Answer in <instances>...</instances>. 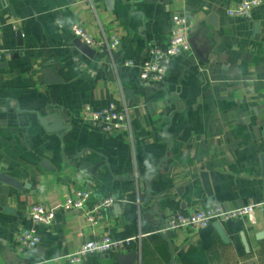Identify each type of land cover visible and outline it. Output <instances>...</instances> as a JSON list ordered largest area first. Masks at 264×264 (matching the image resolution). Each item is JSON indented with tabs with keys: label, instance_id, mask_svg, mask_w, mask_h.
<instances>
[{
	"label": "crops",
	"instance_id": "0c3cea01",
	"mask_svg": "<svg viewBox=\"0 0 264 264\" xmlns=\"http://www.w3.org/2000/svg\"><path fill=\"white\" fill-rule=\"evenodd\" d=\"M237 2L115 0L110 9L107 0H0V44L9 52L0 63V264H71L83 241L104 235L135 237L126 253L137 254L133 264H264V4L229 16ZM176 13L189 18L205 61L192 48L172 60L162 83H145L125 62L167 45ZM211 13L216 28L207 25ZM72 23L120 44L92 47L90 57L77 48ZM48 67L57 81L47 83ZM110 104L128 105L132 132L107 134L82 120L85 106ZM47 109L69 128L47 132L35 114ZM88 187L93 203L114 199L96 228L73 209L57 211L50 227L34 226L31 205H55ZM251 203L263 204L255 221L224 223L227 240L214 224L158 232L178 212ZM22 227L41 237L28 253L14 239ZM118 256L89 255L82 264H119Z\"/></svg>",
	"mask_w": 264,
	"mask_h": 264
},
{
	"label": "built area",
	"instance_id": "2783aa9c",
	"mask_svg": "<svg viewBox=\"0 0 264 264\" xmlns=\"http://www.w3.org/2000/svg\"><path fill=\"white\" fill-rule=\"evenodd\" d=\"M262 4H264V0H238L236 4L228 7L227 14L233 17H244ZM171 22L167 45H153L139 63L132 60L125 62L126 67H137L139 69V77L145 83H162L169 73L172 60L192 51L191 34L193 29L189 18L185 13H176L172 16ZM70 28L76 38L93 48L108 49L113 52L120 44L117 36H112L105 41L96 40L82 25L77 23H72ZM8 53L0 44V63L6 60ZM76 60L79 61L78 58ZM89 72L93 76L96 74L93 69H90ZM81 118L86 123L100 126L107 134L132 132L130 109L127 104L120 108L115 104H110L104 108H93L87 105L82 110ZM94 194L95 191L88 187L75 190L55 205L34 203L29 209V217L34 226L50 227L56 219L57 211L73 209L80 212L85 224L94 229L99 225V212L114 203L112 198L93 203ZM259 208H263V204L251 203L235 209H225L221 205H214L196 208L190 212H178L167 218L158 229V232L167 233L182 229L198 230L207 228L217 222L223 225L234 219L247 218L250 222H254L256 210ZM14 239L19 249L24 253L34 250L41 241L38 229L35 227L19 228L15 232ZM135 240V237L116 239L110 235L85 240L69 256V262L71 264H82L89 255L126 254Z\"/></svg>",
	"mask_w": 264,
	"mask_h": 264
},
{
	"label": "water",
	"instance_id": "95a60500",
	"mask_svg": "<svg viewBox=\"0 0 264 264\" xmlns=\"http://www.w3.org/2000/svg\"><path fill=\"white\" fill-rule=\"evenodd\" d=\"M114 3H115V0H107V5L110 9L113 8ZM207 25H209L211 27H215V28L218 27V16H217V14L211 13L209 15L208 20H207ZM256 30H257V25L255 28V31ZM18 40H19V44L23 45L22 34L20 32L18 33ZM75 44H76L77 48H79V50H81L86 55H88L90 57L94 56L95 50L92 47H90L89 45H87L86 43L82 42L79 38L75 41ZM191 45H192V48H194V50L198 54L199 58L201 59V62L203 63L205 61V57L198 50L193 37H191ZM44 73L47 77V83L57 81L58 78H57L53 68L48 67L47 69L44 70ZM35 114L37 115V118H38L41 126L49 133H56V132L60 133V132H63L69 128V124L67 122H65V117L60 112L47 109L45 114H42L39 111H35ZM102 165L103 164H99L98 166L94 167L91 170L92 173H95L98 170V168H100V166H102ZM263 165H264V156H263ZM84 169L87 171H90L88 166L84 167ZM0 178H3V177L0 176ZM201 178H202V181H203V184H204L206 191L210 194L211 193V190H210L211 185H210L209 174L207 172H202ZM148 185H149V183H148ZM149 188H150V185H149ZM149 195H150V193L146 197V201L148 203H150V201H151ZM148 203H146V204H148ZM4 210L9 211L8 208H5ZM214 225L218 229V231L220 232L222 237L227 240V233L225 232L223 225H221L218 222L215 223ZM257 238L258 239L264 238V232L261 234H258ZM136 258H137V254L135 252H131L129 254H120L118 256V262H119V264H133L136 262Z\"/></svg>",
	"mask_w": 264,
	"mask_h": 264
}]
</instances>
